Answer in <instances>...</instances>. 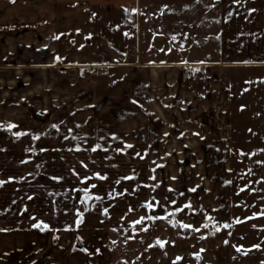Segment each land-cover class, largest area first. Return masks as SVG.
Returning a JSON list of instances; mask_svg holds the SVG:
<instances>
[{
    "label": "crops",
    "instance_id": "crops-1",
    "mask_svg": "<svg viewBox=\"0 0 264 264\" xmlns=\"http://www.w3.org/2000/svg\"><path fill=\"white\" fill-rule=\"evenodd\" d=\"M262 138L264 0H0V264H264Z\"/></svg>",
    "mask_w": 264,
    "mask_h": 264
},
{
    "label": "rangeland",
    "instance_id": "rangeland-1",
    "mask_svg": "<svg viewBox=\"0 0 264 264\" xmlns=\"http://www.w3.org/2000/svg\"><path fill=\"white\" fill-rule=\"evenodd\" d=\"M217 2H210L206 7L216 8ZM205 4L206 1L199 2V7L203 8ZM200 51L202 52V50ZM202 69H204L203 66ZM250 117H246V121ZM261 141H264V139L262 138ZM235 148L245 152L244 155L241 154L243 159L238 158L242 157L241 155H234L235 158L230 161L234 206L237 214H239L236 223L240 234L247 233L252 237L255 233L264 230V144H257V153L260 152L261 155L257 154L256 156L248 154L250 149L247 144L235 145ZM238 238L240 240L237 242V245L239 244V254L246 258L242 263L252 264L253 261L257 263L260 260V257L258 258L259 254L255 255V257L251 254L257 242L251 241L247 237L244 239V236H238ZM245 244L254 247L250 249L251 251L245 252V248L242 246H245ZM257 249H259L258 246ZM261 253L263 254V252Z\"/></svg>",
    "mask_w": 264,
    "mask_h": 264
},
{
    "label": "snow or ice",
    "instance_id": "snow-or-ice-1",
    "mask_svg": "<svg viewBox=\"0 0 264 264\" xmlns=\"http://www.w3.org/2000/svg\"><path fill=\"white\" fill-rule=\"evenodd\" d=\"M57 59H59V57H57ZM13 127H15V125H12V124H9V125H8V128H13ZM53 127H56V125H53ZM23 134H24V133H22V132H15V133H14V135L17 136V137H19V136H21V135H23ZM100 147H101V145L97 144L93 150L98 149V148H100ZM128 147H132V146L129 145ZM120 150H121V149H117V151H120ZM97 175H99V174L97 173ZM101 178H103V177H101ZM52 179H60V177H52ZM85 179H87V178H85ZM2 183H3V181H0V184H2ZM93 187H95V185H93ZM83 191H84V193H85V196L87 197V196H88V190H87V189H83ZM97 198L99 199V197H97ZM171 203L175 204L176 201H172ZM147 207H148L149 209H151V208H153L154 206H153V204L149 203V204H147ZM185 207L190 208V207H191L190 203L187 204V205H185ZM175 211L179 212V211H181V209L178 207V208L175 209ZM169 215H174V213H170ZM149 218H150V219H156L157 217L152 216V217H149ZM164 218H167V217H164ZM141 219H144V218L142 217ZM209 219H211V217H209ZM41 225H43L44 228H48V225H47V224H44L43 222H40L39 224H36V225H34V226H35V227H41ZM180 226L183 227V228H190V229H192L193 231H199L198 228H194V226L191 225V224H183V223H182ZM204 226L207 227V224H205ZM226 226H227V225H226ZM85 251H87V250L85 249Z\"/></svg>",
    "mask_w": 264,
    "mask_h": 264
},
{
    "label": "built area",
    "instance_id": "built-area-1",
    "mask_svg": "<svg viewBox=\"0 0 264 264\" xmlns=\"http://www.w3.org/2000/svg\"><path fill=\"white\" fill-rule=\"evenodd\" d=\"M92 72H96V70L95 69H92Z\"/></svg>",
    "mask_w": 264,
    "mask_h": 264
}]
</instances>
